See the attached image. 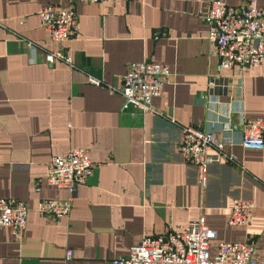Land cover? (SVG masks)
Segmentation results:
<instances>
[{"label": "crops", "instance_id": "obj_1", "mask_svg": "<svg viewBox=\"0 0 264 264\" xmlns=\"http://www.w3.org/2000/svg\"><path fill=\"white\" fill-rule=\"evenodd\" d=\"M207 2L0 0V197L28 208L21 236L0 228V264H113L143 235L179 230L199 216L215 231L211 254L219 242H247L264 262V148L240 144L243 118H258L264 128V60L219 71ZM49 5L75 11L77 29L64 42L51 41L40 25L38 11ZM51 51L73 65L46 62ZM142 60L171 72L152 100L157 115L121 110L122 76ZM89 75L101 84L89 83ZM210 78H226L228 89L209 90ZM189 125L224 140L204 188L176 146L180 128ZM76 147L88 152L92 174L77 187L67 216L38 214V201L67 197L45 182L48 161ZM240 198L254 202L251 221L230 226Z\"/></svg>", "mask_w": 264, "mask_h": 264}, {"label": "built area", "instance_id": "obj_2", "mask_svg": "<svg viewBox=\"0 0 264 264\" xmlns=\"http://www.w3.org/2000/svg\"><path fill=\"white\" fill-rule=\"evenodd\" d=\"M89 3L111 4L115 0H79ZM41 27L54 42H64L77 29V18L72 7L46 6L38 11ZM204 20L208 25L207 37L215 44L212 53L218 57L219 71L238 66H258L264 60V7L254 0L239 6L228 5L224 0H208ZM33 47L32 44H29ZM45 61L52 63L56 58L73 65L71 57L57 51L47 52ZM171 72L166 65L142 60L131 62L122 76L118 92L122 96L121 110L135 107L152 115L158 113L152 100L161 94ZM88 82L100 85L101 81L89 75ZM209 90L226 91L229 83L225 78H210ZM241 146L245 149L264 148V128L258 118L242 119ZM215 146L218 153L209 154L208 148ZM224 145L222 138L213 132L189 125L181 127L176 138L179 158L195 170V182L204 188L208 182L209 167L220 162L219 150ZM233 161V156H226ZM93 164L83 148H71L53 155L48 161L44 180L48 185L64 188L65 199H44L37 202L35 210L42 216L58 220L67 216L71 209L77 187L92 174ZM254 202L240 198L233 205L227 224L246 226L250 223ZM28 208L24 202L14 198L0 197V228L6 227L21 236L27 221ZM215 231L208 228L203 216L189 221L176 231L151 237L143 235L125 256L111 260L113 264H264L255 257V247L247 242H219L216 252L210 253L209 243ZM71 250L65 252L68 259Z\"/></svg>", "mask_w": 264, "mask_h": 264}]
</instances>
